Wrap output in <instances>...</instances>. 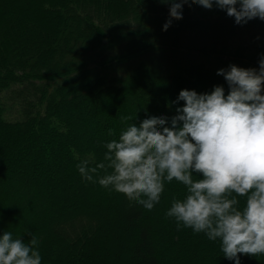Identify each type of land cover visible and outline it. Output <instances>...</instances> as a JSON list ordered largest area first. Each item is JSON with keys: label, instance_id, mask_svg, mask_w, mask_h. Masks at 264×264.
<instances>
[{"label": "trees", "instance_id": "1", "mask_svg": "<svg viewBox=\"0 0 264 264\" xmlns=\"http://www.w3.org/2000/svg\"><path fill=\"white\" fill-rule=\"evenodd\" d=\"M193 7L184 5L183 18L165 31L168 5L159 0H0V235L10 231L26 243V233L35 235L41 264H234L219 239L183 226L177 230L166 215L170 205L155 204L161 214L147 223L155 208L100 186L98 173L86 181L77 168L89 154L103 161L105 144L118 140L129 124L151 116L170 120L184 103H171L182 89L210 93L221 85L227 95L218 69L258 68L264 39L254 34L248 53L232 52L236 59L189 44L206 58L192 63L193 54L178 41L180 32L206 27L189 18ZM251 21L263 38L264 21ZM223 35L215 37V48ZM120 44L112 56L92 58ZM172 55L190 63L175 66ZM166 190L182 191L180 199L186 194L175 180ZM156 224L162 233L158 248L167 251L160 258L152 242ZM263 257L240 255V264H264Z\"/></svg>", "mask_w": 264, "mask_h": 264}, {"label": "clouds", "instance_id": "2", "mask_svg": "<svg viewBox=\"0 0 264 264\" xmlns=\"http://www.w3.org/2000/svg\"><path fill=\"white\" fill-rule=\"evenodd\" d=\"M159 2L168 5L165 31L183 18L184 5L215 6L236 25L264 21V0ZM216 74L227 82V95L221 85L210 93L182 89L171 103H184L170 120L151 116L129 124L118 140L105 144L103 161L89 154L77 168L86 181L103 170L100 186L148 210L159 203L165 183L180 182L185 197L173 198L167 217L175 219L177 230L183 226L219 239L224 257L240 264V255L264 254V55L258 68L230 64ZM26 234L27 243L10 231L0 235V264H41L39 241Z\"/></svg>", "mask_w": 264, "mask_h": 264}, {"label": "rangeland", "instance_id": "3", "mask_svg": "<svg viewBox=\"0 0 264 264\" xmlns=\"http://www.w3.org/2000/svg\"><path fill=\"white\" fill-rule=\"evenodd\" d=\"M193 9L190 10V13L188 14L189 18H191L192 20L195 21H200L203 22V24H206V27H198V28H194L190 31H183L180 32V36H179V41L178 44H183L185 45L183 47V49L185 50V52H189L192 53L191 56L193 57V62L192 63H197L199 61H205V53H200L197 52L195 50V54L192 52V49L190 47L189 44H192L195 48L197 49H201L204 48L206 53H209L211 51H215L217 49V51H221V53L223 54V57L226 59L229 58H234L236 59L232 52H236L238 50H242L245 51L247 48L251 47V42H252V34H254L253 37H256L257 39H264V37L262 38L261 35H259V33L261 32V28L257 27L255 29H252L251 26V22L249 21L248 23L244 24L243 27L241 28V30L239 29V25H236L234 23V18L229 17V21L226 20L225 15L221 16L222 13L220 11L216 10V7L214 6L211 10L208 9H204L201 6L198 5H193ZM219 14V15H218ZM203 15V16H202ZM216 23V28L215 30H211L208 28L212 27L213 23ZM223 25V26H222ZM224 27H233V28H238L239 30H235V31H231L232 33L229 34L226 32H224ZM207 28V29H206ZM224 33L223 38H222V42L221 44L217 45L216 48L213 44H215V37H221V35ZM263 34V32H262ZM121 44L117 46V48L113 49V50H109V49H105L102 48L100 49L101 52H95L92 54V58L94 60L99 59L101 55L105 54L106 52H109L112 56V54L118 52L121 48ZM227 49L230 50L231 52L227 51L224 52L223 50ZM249 50H246V53H248ZM251 51V50H250ZM168 53H172L170 50L167 51ZM252 54V52L250 53ZM87 62H90V56L88 58H86ZM231 60V59H230ZM169 62L173 63L175 66H184L188 63H190L188 61V59L184 58L181 55H172L169 57ZM118 77L120 76V74H117ZM132 97V96H131ZM110 172V171H109ZM105 174L104 171H99L98 175L101 177ZM166 184L165 183V188H164V192L161 194V198L159 201V205L162 206H171L172 200L175 197L176 199H180L181 194L183 193L182 191L178 190V191H167L166 190ZM90 190V189H89ZM90 193V192H89ZM94 193V192H93ZM155 208V213L156 215L154 216V219L152 221H146L147 223L152 224L157 218L158 216H160V208H156V206L154 205ZM153 210V211H154ZM2 215V213H1ZM6 219H9L7 217H5ZM110 220L115 223L116 222V215L111 214ZM156 231L153 232L152 235V242H153V246L159 256L162 257V255H164L165 253H167L166 250L160 249L158 248V244H159V238L162 235V233H160L161 229L160 227H158V225H153L152 226ZM125 233V232H122ZM264 258V257H263ZM183 259V257H180L178 260L181 261ZM252 260H255L252 258ZM202 262L207 263L208 259L206 257H203L201 259ZM245 262V261H243ZM189 264H197V262L195 261H191L189 262Z\"/></svg>", "mask_w": 264, "mask_h": 264}]
</instances>
